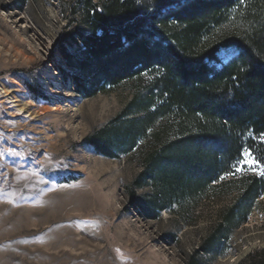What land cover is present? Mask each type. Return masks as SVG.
Instances as JSON below:
<instances>
[{
	"label": "rangeland",
	"instance_id": "rangeland-1",
	"mask_svg": "<svg viewBox=\"0 0 264 264\" xmlns=\"http://www.w3.org/2000/svg\"><path fill=\"white\" fill-rule=\"evenodd\" d=\"M68 1L0 0V264H239L264 248V194L246 219L221 229L229 237L216 254L192 262L221 228V211L243 203L238 191L211 189L185 215L176 202L156 219L133 207L144 141L113 158L88 143L115 129L133 89L125 83L94 97L75 90L58 51ZM243 167L232 179L258 177ZM152 191L147 183L135 192Z\"/></svg>",
	"mask_w": 264,
	"mask_h": 264
},
{
	"label": "trees",
	"instance_id": "trees-1",
	"mask_svg": "<svg viewBox=\"0 0 264 264\" xmlns=\"http://www.w3.org/2000/svg\"><path fill=\"white\" fill-rule=\"evenodd\" d=\"M155 3L68 1L58 51L84 97L131 84L134 96L115 129L88 143L113 158L144 141L142 170L128 196L144 217L156 219L175 202L185 215L189 203L211 189L241 194L243 203L221 211V228L189 256L192 262L200 253L216 254L229 237L221 229L239 215L246 219L264 194V176L234 180L227 174L243 148L264 165V0H189L187 7L157 13L159 35L142 44L141 8ZM222 46L240 58L222 64L216 56ZM147 183L154 196L139 197L136 189ZM239 264H264V248Z\"/></svg>",
	"mask_w": 264,
	"mask_h": 264
},
{
	"label": "snow or ice",
	"instance_id": "snow-or-ice-1",
	"mask_svg": "<svg viewBox=\"0 0 264 264\" xmlns=\"http://www.w3.org/2000/svg\"><path fill=\"white\" fill-rule=\"evenodd\" d=\"M139 3V0H137ZM189 0H156L154 8L152 10L148 9L147 7H142L141 11L144 13V20L140 29L138 30V38L140 43L142 44H149L156 40V37L159 33L156 31V25L154 23L153 17L156 16L157 13H164L165 11L171 8H178L182 9L188 6ZM224 51L220 49L216 50L217 57H223L225 61L230 59H239L240 55L232 52L229 53L227 51V46H222ZM161 51L163 54V49L161 47ZM261 139H264V134H261ZM238 158L235 160V164L233 167L235 168V172H229L228 175H234L235 173L242 172L245 170L243 166L247 165L249 171L255 172L257 175L264 176V165L260 163V161L255 158L249 148H243L242 154H240ZM223 179V177H221Z\"/></svg>",
	"mask_w": 264,
	"mask_h": 264
}]
</instances>
